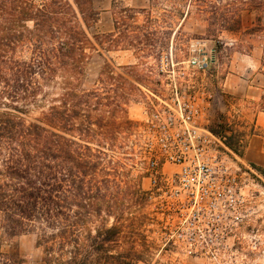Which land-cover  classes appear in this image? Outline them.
<instances>
[{
  "label": "rangeland",
  "instance_id": "obj_1",
  "mask_svg": "<svg viewBox=\"0 0 264 264\" xmlns=\"http://www.w3.org/2000/svg\"><path fill=\"white\" fill-rule=\"evenodd\" d=\"M111 1H93L99 17L84 30L94 46L87 87L104 104L128 100L115 140H104L106 160L120 168L117 250H128L133 227L144 238L134 243L135 264H264V9L251 11L247 0H118L132 9L119 18ZM197 56L206 66L189 64ZM131 75L141 85L127 95ZM44 106L13 114L36 123ZM169 135L178 147L168 148ZM196 161L213 167L216 199H194L178 184L180 169ZM137 189L145 196L132 195ZM36 234L1 239L0 253L46 264Z\"/></svg>",
  "mask_w": 264,
  "mask_h": 264
},
{
  "label": "trees",
  "instance_id": "obj_2",
  "mask_svg": "<svg viewBox=\"0 0 264 264\" xmlns=\"http://www.w3.org/2000/svg\"><path fill=\"white\" fill-rule=\"evenodd\" d=\"M93 1L0 0V240L35 231L46 264H135L134 243L144 242L129 219L131 243L117 250L120 168L115 158L106 160L104 140H115L128 100L104 104L101 92L87 87L94 46L84 29L99 17ZM247 1L251 11L264 9V0ZM119 4L111 1L115 14L130 18L132 9ZM108 69L101 66L99 82ZM131 78L127 95L141 85ZM42 103L36 123L13 114ZM0 264L18 260L0 253Z\"/></svg>",
  "mask_w": 264,
  "mask_h": 264
},
{
  "label": "built area",
  "instance_id": "obj_3",
  "mask_svg": "<svg viewBox=\"0 0 264 264\" xmlns=\"http://www.w3.org/2000/svg\"><path fill=\"white\" fill-rule=\"evenodd\" d=\"M206 59H200L198 56L191 58L189 64L193 67L203 68L206 66ZM179 115L183 118L181 114L180 105H178ZM183 134L187 137H191L190 131L186 128ZM169 146H179V143L172 136H168V148ZM169 151V149H168ZM168 159L172 161L174 159H184L181 155H176V153L168 152ZM192 159H200L198 156ZM176 162H179L176 160ZM175 165V164H174ZM178 184L182 189L189 191L193 195L194 199H206L219 197L221 193L218 189V183L216 178H214V169L211 165L203 163L201 161H196L192 165L184 166L180 169L176 176ZM231 198V197H230Z\"/></svg>",
  "mask_w": 264,
  "mask_h": 264
}]
</instances>
